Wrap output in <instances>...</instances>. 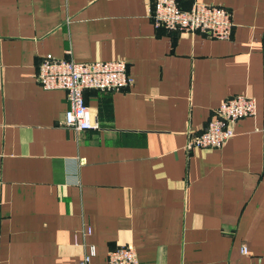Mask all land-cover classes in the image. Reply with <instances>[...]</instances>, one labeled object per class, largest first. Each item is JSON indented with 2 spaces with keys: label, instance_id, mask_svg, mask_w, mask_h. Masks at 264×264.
<instances>
[{
  "label": "crops",
  "instance_id": "crops-1",
  "mask_svg": "<svg viewBox=\"0 0 264 264\" xmlns=\"http://www.w3.org/2000/svg\"><path fill=\"white\" fill-rule=\"evenodd\" d=\"M178 1L228 9L231 39L156 29L153 0H0V264H79L91 246L106 264L124 245L138 264H264V0ZM47 55L121 59L133 84L84 91L99 129H66L65 92L34 78ZM236 95L256 115L188 154Z\"/></svg>",
  "mask_w": 264,
  "mask_h": 264
},
{
  "label": "built area",
  "instance_id": "built-area-1",
  "mask_svg": "<svg viewBox=\"0 0 264 264\" xmlns=\"http://www.w3.org/2000/svg\"><path fill=\"white\" fill-rule=\"evenodd\" d=\"M150 18L156 29L177 32L182 36L199 34L213 40L229 41L232 35L231 13L219 5L195 1L189 9L183 10L178 0H153ZM34 78L45 91L65 92L68 108L61 126L75 132L99 129L96 116L85 104L84 91L117 93L133 84L127 64L121 59L84 63L47 55L41 60ZM256 109L255 100L245 95L222 100L205 128L196 134L189 133L185 151L190 154L201 149H221L234 137L236 123L254 117ZM261 133L264 139V126ZM80 164L78 160L66 161L67 184L79 185ZM86 233H90L89 228ZM241 253L247 254L244 246ZM94 255L95 248L91 246L79 264H91ZM106 264H138L135 248L124 245L110 251Z\"/></svg>",
  "mask_w": 264,
  "mask_h": 264
}]
</instances>
